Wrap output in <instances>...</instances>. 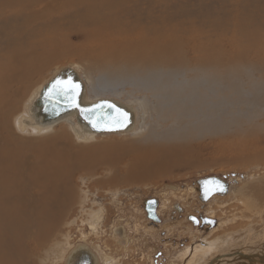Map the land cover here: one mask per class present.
<instances>
[{
    "label": "bare ground",
    "instance_id": "bare-ground-1",
    "mask_svg": "<svg viewBox=\"0 0 264 264\" xmlns=\"http://www.w3.org/2000/svg\"><path fill=\"white\" fill-rule=\"evenodd\" d=\"M190 7L193 8L191 11L197 14L193 16L198 20L199 28L194 26L185 12ZM68 15L72 19L65 18ZM185 23L188 25L185 26ZM34 26H37L38 33L29 29ZM15 31H19L21 35L19 38H14ZM80 31H83V39L87 44L70 47L58 36L60 32H67L76 37V33ZM72 56L93 59L112 66L110 74L105 73L97 77L96 81L89 78L92 91L112 88L119 83L116 88L121 89L126 84L133 90L136 89L135 93L141 90L144 91L143 95L148 92L153 94L150 96L153 105L149 106V109L143 106L146 105L145 99L137 107L134 101L130 103L135 106L125 103L135 114L133 127L130 126L124 133L131 134L130 141L106 140L95 146L87 145L86 148L78 149L77 146H73L77 149L74 148V151L70 146L57 147L55 144L57 136L34 144L17 142L13 131L16 129L15 132L22 131L24 134L26 130L22 124L26 119L21 118V113L17 115L21 116L19 117L21 120L12 123L11 116L18 108L23 93L43 68L57 60ZM132 64L148 68L154 66L155 70L153 68L152 70L156 74L152 76L146 74L138 78L124 72V69L120 70L121 67L125 68V65L134 68ZM159 65L171 66L174 77L178 70L174 71L172 66L186 68L187 71L191 70L192 77L190 80L188 78L177 80L175 77L176 82L173 85L171 83L175 87V92L168 94L165 89L161 90L159 87L162 83L167 81L169 83V74L173 75V72L170 67L165 69ZM96 72L98 73V70ZM197 73L202 74L201 77L195 78L194 75ZM246 74L264 77V0H0V264H28L27 258L30 257V253H35L34 248L31 249L33 241L38 245L35 247L37 251L42 246L44 249L41 253L44 250L49 251L45 258L52 260L45 262L46 264H75L79 257L80 263L85 260L91 264H118L117 257L128 252L123 245L130 241L122 225L110 229L113 241L121 248H115L114 254L110 249L108 252L94 245L89 246L83 240L80 242L83 244L73 245L67 249L65 247L69 246L70 242L61 245L56 241L50 247L45 246L48 235L54 231V228L49 227L60 222L58 220L66 214L73 200L76 174L84 172L87 173V177H91L95 175L93 172L96 167H101V164L112 167L121 165L122 175L119 178L112 176L107 183L113 185L116 180L126 184L139 183L167 176L173 168H196V162L190 160L199 155V146H189L188 142L191 139L200 140L197 139L199 137L211 139L217 136L223 138L224 135L250 137L247 141L231 138H235L231 150L240 153L243 151L245 153L250 146L255 145L256 148L257 145H262L264 137L255 141L251 137L258 134L259 130H264V122L262 125L259 124L258 130L255 125L247 127L245 123L248 122L247 112L255 113V116L258 115L264 120V85L260 86L259 94L250 93L251 106L243 109H237L235 98L228 101L229 97L225 96L222 90L223 82L234 89V83L236 84V81ZM178 76L181 77L180 74ZM148 78L152 79L154 84L147 89L143 80L148 81ZM84 81L85 101L106 99H90L91 89L88 90L86 79ZM39 89L40 87L31 89L26 97V107L38 95ZM134 92L123 89L117 97L124 94L132 98L137 97ZM145 92L147 93L144 94ZM208 94H213L216 99L219 97V101L216 100L217 108L236 105L229 107L231 111L229 110L228 119L232 120L231 122H227L218 111V114L208 113L209 116L217 118L205 117L207 118L205 122L192 124V119L198 118L197 114L201 107L207 109L204 104L208 101L204 102V99L211 97H208ZM108 98L123 103L116 97ZM177 98H180L181 102ZM245 103L250 104L249 97ZM183 106H187L188 109L185 110ZM146 109L147 112L150 111L148 114ZM233 113H239L242 117L235 119L238 114ZM23 117H29L27 108ZM175 118H181V122ZM187 118L188 121H185L188 123H184L182 120ZM235 120L240 123L237 127L233 123ZM167 121H171V124ZM67 127L71 130L69 125ZM226 127L230 130L225 131L228 129ZM34 129L47 130L48 127ZM71 132L76 142L80 141L82 144L94 135L79 131L74 133L72 130ZM49 133H52L51 128ZM154 138L159 140L154 142ZM213 140L209 141L210 144L206 142V145L213 144L215 142ZM216 142L223 145L224 151L230 148L220 140ZM186 145L189 146L188 149ZM263 147L251 152L249 160L264 162ZM218 179L227 185L226 193L228 184L224 179ZM223 194L217 192L213 195ZM198 196L201 197L200 193ZM211 197L206 200L202 197L205 201L202 202L206 203ZM80 199L83 201L84 197L81 196ZM118 205L119 202L113 200L112 206ZM159 212L161 213L160 209ZM173 213L177 215L176 211ZM98 217L101 219L99 212L89 214L88 225L81 228V231L96 232L99 226ZM207 217L202 221H208L210 228L219 224L212 217ZM194 218L188 216L187 219ZM32 229H35L36 234L30 238ZM54 232L56 234L57 230ZM257 237L260 244L257 247L254 245V250L248 251L244 249L246 246H243L244 248H238L240 250L237 252L233 250L236 246L234 238L219 236L208 240L204 248L194 253L186 264H264V236ZM224 246H227L226 249L218 250ZM212 251L217 255L211 257ZM238 255H247V258L242 261ZM257 258L260 263L255 262ZM186 259L187 257H184L180 261ZM40 262L41 259L39 264Z\"/></svg>",
    "mask_w": 264,
    "mask_h": 264
},
{
    "label": "rangeland",
    "instance_id": "rangeland-1",
    "mask_svg": "<svg viewBox=\"0 0 264 264\" xmlns=\"http://www.w3.org/2000/svg\"><path fill=\"white\" fill-rule=\"evenodd\" d=\"M191 9H193V8H191V7L187 8L185 10V12L187 15H189V18L193 21L194 26L196 28H199L200 25L198 23V20L194 17L197 14L195 15L196 12L191 11ZM44 10L45 9H41V11H44ZM194 10H196V9H194ZM199 14L200 13H198V15ZM65 18H67L69 20L72 19V17H69V15L66 16ZM187 25L188 24L185 23V26H187ZM29 29L32 30L34 33H38V31H39L37 26H34L32 28H29ZM82 32L83 31L77 32L76 37L74 35L72 36V35L68 34L67 32H60L58 36L60 38H63L67 42V44H69L70 47H73V46H76V44H78V45L87 44L86 41H84V39H83L84 34ZM13 34H14V38H19L21 36L19 31H15ZM68 63L73 64L75 66L74 69L79 74V76L86 79L87 84H88L87 85L88 90H90L91 86H92V83L89 80V78L91 80L95 79V81H96L97 77L102 76L105 73L110 74L111 68H112V66H108L106 64L100 63V62L93 60V59L82 58L80 56L65 57V58H62L60 60H57V62H53V63L49 64L48 66L43 68L39 72V74H37L32 79V81L30 83L31 86H29L30 88L28 87V89L23 93L24 96L22 95L21 99L19 100L20 104L18 103V105H19L18 108L16 109L15 113L11 116L12 123H14V122L18 123V120H21V118L27 119V117H23V116H24V110L26 109V104H27V98L26 97L29 95L31 89H34V88L38 89L39 87H41L53 74L56 73L57 69H60L61 67L66 66ZM132 65L134 66V68L132 66L131 67L128 66V67H130L128 69V67L125 65L124 66L125 68L121 67L122 69H120V70L124 69L123 70L124 72L126 71L129 75L132 74L133 76L138 77V78H140V76H143L146 74H149L150 76H152L153 74H156V72L152 70V68L155 70L154 66L148 68V67L139 66L137 64H135V65L132 64ZM96 66H98V67H96ZM163 66L164 65H159L160 68L165 67V69H167L168 67H170L169 69L172 70L171 66H169V65H167V67L166 66L163 67ZM103 67H105V68H103ZM172 67H174L173 68L174 71L178 70V71H176L177 73L175 74V77L177 80H179V79L181 80L184 78H188V80H190L189 78L192 77L191 76V74H192L191 70L188 69L189 71H187V69L183 68V67H177V68H175V66H172ZM77 68H78V70H77ZM106 68H108L110 71L107 70ZM136 68H138L139 70H136ZM140 69H142V70H140ZM96 70H98V73L96 72ZM138 72H140V73H138ZM172 72H173V70H172ZM94 73H95V75H94ZM178 73L181 75V77L182 76L183 77L181 78L180 76H178L179 75ZM92 74H93V76H92ZM201 75L202 74L197 73L194 76L196 78L198 76L201 77ZM175 77H174V72H173V75L170 73L169 79H168L170 84L168 83V81H167V83H162V85L157 83V85H159V86L161 85V87H159V89H161V90L165 89L166 90L165 92H167L168 94L170 92L174 93L175 87H173L172 85L176 82ZM150 78H148V81L143 80L144 86L147 85V89H148V86L151 87L154 84V82ZM150 80H151L152 85L150 84ZM262 81H264V77H259V76L253 77V75L248 76L246 74L243 78H239L236 81V84L234 83V89H232L230 87V85L223 82V84H224L222 86L223 94L225 96L227 95V97H229L228 101H230L229 99L235 98L237 100V104L239 105V107L237 105V109H239V108L243 109V108H246L248 105L251 106V98L252 97H250V93L252 95H254V94L257 95L260 93V91H259L260 86L264 85V82H262ZM237 82H238V84H237ZM171 83H172V85H171ZM118 84L114 85V87H112V88H107V89L106 88L105 89L100 88L97 90V92L92 91V89H91L89 91V97H90V99L108 98V97H114L115 98L116 97L120 101H122L123 103H130V101H132V102L134 101L136 106L134 104L133 105L135 107L139 106L140 103H143V99H145L146 105L143 104V106H146V108L149 109L148 107L153 105V100L150 97L153 94H150V92H148V94H146L147 92H145L144 94H146V95H143V92H144L143 90H142L143 92H141V90H139L138 92L135 93L134 90L136 91V89L133 90V88H130V86L126 85V84L121 89L116 88L118 86ZM246 84H247V86H246ZM167 85H169V86H167ZM243 87L245 90L243 89ZM123 89L125 91H131L132 90L135 94H137V97L132 98V96L129 97L125 94L117 97V95H119V93H121V91ZM150 89L151 88H149V90ZM241 93H243V94H241ZM138 95H139V97H138ZM212 95L213 94H208V97H210V96L211 97L204 99V102L208 101V102H206V104L203 103L204 105L207 106V109H202V107H201V109H200L201 111H199L197 114L198 118L195 117L194 119H192V124H197V123L202 122V121L205 122L207 119V118L205 119V117H208V118L212 117V116H209L208 113L214 114L216 112V114H218V111L221 113V115L223 116L224 119L225 118L227 119V122L232 121V120L228 119L229 118V112L231 111L229 107H234V106L236 107V105H234V106H230V105L229 106H222V107L217 108L216 104L218 103L217 101H219L218 100L219 97L217 96L218 99H216V97L215 96L213 97ZM243 95H245V96L243 97ZM247 95H249V96H247ZM241 96L243 97V99H241L242 98ZM212 97H213V99H212ZM248 97L250 99V104L245 103L246 101H248ZM239 99H241V100H239ZM177 100H179V102H181L180 98H177ZM23 102H25V103H23ZM21 104L22 105L25 104V105L22 106ZM130 104L132 105V103H130ZM240 104L242 106L244 105V107H242ZM24 106H25V108H24ZM19 108H20V110H19ZM183 108H185V110L188 109L187 106H183ZM192 108H193V106H192ZM147 109H146V113L148 114V112H150V111L148 110V112H147ZM139 111H138V114L140 115ZM232 112H233V110H232ZM21 113H22V115H21L22 117L20 115L17 117V115L21 114ZM224 113H227V114L224 115ZM247 113H248V122L245 123V126H246V124H247V127H249V126L251 127V126L255 125L257 130H258L259 124L262 125V123L264 122L263 118L259 117L258 115L255 116V113H252V112H247ZM188 114H190V113H188ZM233 114H238L235 119H238V117L239 118L242 117L241 114H239V113H233ZM14 117H15V119H14ZM19 117H21V118H19ZM188 117H190V116H188ZM181 118H178V119L175 118V119H177L178 121L181 122ZM212 118H217V117L213 116ZM13 120H15V121H13ZM177 120H175V122H178ZM185 120L188 121V118L182 120V121H184V123H188ZM167 122H168V124H171V121H167ZM227 122H225V123H227ZM233 123H235L236 127H237V124L239 122H238V120H235ZM22 125H24V124H22ZM24 126H25V130H26V132L24 134L21 133L22 131L19 133L15 132L16 129H15V131H13L14 132L13 135L15 136L17 142H19V143L31 142L34 144V143H37V142H40L43 140H47L49 138H55V136H57V140L55 141L56 146L57 147H63V145L64 146H70V148H72V151H74L76 149L75 148L76 146L78 147V149H80L79 147L86 148L87 145L95 146L97 144L104 143V141H106V140L115 141V142H127V141H130L132 139L131 134H120V135L104 134V135H98V136L93 135L92 138L89 139V141L87 140L86 143L82 144V142H80V141H78V143L76 142V139L74 138L73 133L71 132V130L68 129L69 128V127H67L68 125L65 122L63 123V121L59 122L56 125H53L52 127H50L51 132H52L51 134L49 133L50 128H48L47 130H39V129H34V127H30L27 125H24ZM247 127H245V128H247ZM226 128H228V127H226ZM27 129L30 131H28ZM32 129H34V130H32ZM137 129H138V127H137ZM144 129L147 130L146 127ZM164 129H165V127H164ZM228 130H230V129L229 128L225 129V131H228ZM36 131H37V134L40 135V137H39V135L36 134ZM25 134L27 136H25ZM34 134H36L38 137L36 135L34 136ZM32 136H34V137H32ZM71 136L73 138H71ZM233 137L237 138L236 140H242V141H247L250 138V137H246V136L239 137V136H231V135H224L223 138L217 136V137L211 138L212 140L214 139L213 141H215L211 145H206V142H207V144H210L209 141H211V139L207 138V137H201L203 139V141L200 137L197 138L200 140L191 139V141L188 142L190 144L187 143L189 146H194V147L199 146V155L195 159L190 160V161L196 162L195 163L196 168L195 167L192 169L189 167H187V168L186 167H180V169L173 168V171L174 170L175 171L174 172L172 171L169 175H167V176L164 175L163 177L159 176V178L152 179L149 181L146 180V181L139 182V183L126 184V183H123L121 181L118 182L116 180L115 181L116 184L115 183L113 185L108 184L107 181L109 179H111L112 176H117L119 178L120 175H122V174H120L122 172L121 170L123 168L121 165H119L118 167H115V166L112 167V166L105 165V164H103L104 165L103 166L101 164L100 165L101 167H99V166L96 167V169L93 172V173H95V175L93 174V176H91V177H87L88 176L87 173H84V172L76 174V176H75L76 180L74 179L75 184H74L73 200L71 201V204H69V206L67 208L68 210L66 209L67 210L66 214H64V216L62 218H60V220H58V222L59 221L60 222L56 223L57 225L52 224L49 227L51 229L54 228L53 230L54 231L57 230L58 233L56 232V234H57L56 235L55 232L52 231L53 233L48 235L50 238L49 237L47 238V240H46L47 243L45 246L48 245V247H50V245L53 243H56V241H58V243H60L61 245H66L68 242H70L69 246L65 247V249H67L68 247L71 248L73 245L77 246L79 244V242H81L83 240L89 246L94 245L98 249H105L108 252L110 249L114 254L115 248H117L118 246L113 241V238L110 234V229L112 227H115V226L118 227V226H121V224H123V222H122L123 219L121 218V216L123 215L122 211H124L123 206H122V202L131 206L132 209H135L137 202H139V200L141 198H147V197H151V196L160 197L159 192L162 190V185H164V184H171V185L185 184V185L191 186L193 184L196 185L195 182L198 179L210 176V177H217L220 179L222 178L225 180V182L228 184L227 192L225 194L213 195V197H211L212 199L210 198L207 201V203H203V204H206V206H207L206 211H204L200 207V205H201V204L199 205L200 201L199 202L195 201L196 199L194 197V194H191L190 191L187 192L186 194L189 196V198L190 197L192 198L193 202H190L188 204V202L185 199V201L182 200V202H184V204H183L184 208L182 207V205H177V206L181 207V211H179V214L181 212H184V214L187 216L190 213H192L193 215L197 214V209L199 208L202 212H205L204 214L201 213L202 216H205V215L210 216V217H212V219H214L219 224H217V225L206 230L204 228L200 229L198 226L192 227L190 224H187V225L183 224V223H185L184 218H182L181 221H178L180 219L176 218L174 213L171 214V216L173 217L174 220L172 218H170L169 217L170 208L172 207L171 203L177 201V200H175V198L177 199V197L175 196L174 193L171 192V190H169L168 192H164L161 194V196H165L164 201L167 202V203L165 202V204L162 203L163 205H161L162 207L166 206L165 211H163L165 213V215L162 216L163 225L162 226L160 225L159 228L148 227L147 221H146V223H143L144 221L140 222L141 219L137 218L136 221H131L130 223H127V225H125L126 223L124 224L128 228V232L130 235L129 239L132 238L133 236H135V237H137V239L135 241H140V239L142 237V233H146V235H149V234L155 235L158 232V230L165 229L164 227L168 225L171 229H173V233L168 234V232L166 231V234L171 236V240L175 239L176 237L179 239V241H174L173 243L168 242L169 245H171V246L174 245V247H176L179 245L178 242H181L182 245H181V248L178 247L174 251L166 250L167 251V254L165 256L166 258L162 264H186L192 258L194 253H196L199 249L204 248V246L206 245L208 240H212V239L217 238L219 236L223 237V238H227V239L228 238H234V240L236 241V246L234 247L233 250L235 252H237L241 248H244L245 246L246 247L244 249H247L248 251L254 250L255 246L257 247L260 244L259 237H257V236H260V235L264 236V162H255L254 160H249V158L252 156L251 152H253L254 150H257L259 148H262L264 146V142L262 145L261 144L257 145L256 148H254L255 145L254 146L252 145L253 147H251V146L248 147L246 149L245 153H244V151H243V153H240L237 150L236 151L234 149L231 150V147L235 144V142H234L235 138L231 139ZM261 137H264V130H259L258 134H254L251 138L255 141L256 139L261 138ZM158 140L159 139H157V138L153 139L154 142H157ZM219 140L221 143H223L225 145L227 144L226 146L228 148L230 146V148L227 151L222 150L223 145H218V143L216 142ZM200 141H201V143H200ZM67 144H69V145H67ZM188 145H186L187 149L189 148ZM73 146H75V147H73ZM200 153H202V154H200ZM198 159H200V160H198ZM197 160L200 161L202 164L199 163ZM199 166H201V167H199ZM116 170L117 171L119 170V171L115 172ZM116 173H118V174L116 175ZM240 175L242 176L241 180L239 178ZM223 176H225V177H223ZM234 178L237 179L239 182H237L236 184L232 183L231 179H234ZM98 182H101V183L105 182V183L102 185H98L97 184ZM191 188H192L191 190L194 191V188L192 186H191ZM81 196L84 197L83 201H81V199H80ZM158 199H160V198H158ZM180 199H182V198H179V200ZM78 200H80V201H78ZM113 200H116L121 204V209H118L116 206L115 207L112 206ZM189 201H190V199H189ZM96 212H99L100 216H101V219H100V217H98L99 226H98V229L96 230V232L90 231L89 233L88 232L86 233L85 231H81V228L88 225L89 214H94ZM109 212H111V214H108ZM131 216H133V214H131ZM187 216H185V217H187ZM258 222H260V223H258ZM177 223H178V225H177ZM180 224L181 225L183 224L182 225L183 230H181L182 233L178 232L177 233L178 235H176L175 230L177 227L180 226ZM124 225H122V226H123L125 233H126V228ZM186 227L189 229H187ZM67 228H68V230H67ZM146 228H148V229L152 228L155 231H149ZM63 232H66V233H63ZM31 234L32 235L30 238H33V236H35L34 234H36L35 229H32ZM81 236H83V237H81ZM126 236H128V235H126ZM67 237H68V239L66 240ZM116 237H117V235H116ZM246 238H247V240L245 241ZM31 240H33V239H31ZM238 240H240V241H238ZM242 240H244V241L242 242ZM248 241L251 244L248 243ZM130 242H131V239H130ZM174 243H176V244H174ZM36 246H38L36 241H33L31 244V249L34 248V252L35 253L37 252V253L36 254L32 253L33 255L30 253V257L27 258L28 264H39V259H41L40 264H46L47 262L52 260V259H46L45 258L48 256V253H49L48 250H44V252L41 253L42 250L44 249L43 246L41 248H39L38 251L35 249ZM237 246H239V247H237ZM138 247H139V245H138ZM226 247L227 246L220 247L218 250H224V249H226ZM118 248H120V247H118ZM123 248H125V246ZM143 248H145V247L143 246ZM238 248H240V249H238ZM249 248H251V249L249 250ZM126 250L128 251V252L126 251L127 254L123 253L126 256L121 255V256L117 257V259L120 260V261L118 260V264H123V263L124 264H140L139 258H141L143 254H144V256H143L144 264H149L151 262L147 259V256H149V255L151 256L153 254L152 250H150V251L138 250L137 254L138 253L142 254L140 257L135 256L133 250H131V251H129L130 249H126ZM169 253H171V254H169ZM184 253H186L187 255H184ZM211 254H212L211 257H214L217 255L213 251L211 252ZM238 256L241 257L240 260H242V261L245 258H247V255H243V256L238 255ZM184 257H187V259L184 261H180V259L181 258L183 259ZM259 261L260 260H258V258H257V260H255L256 263H260Z\"/></svg>",
    "mask_w": 264,
    "mask_h": 264
},
{
    "label": "water",
    "instance_id": "water-1",
    "mask_svg": "<svg viewBox=\"0 0 264 264\" xmlns=\"http://www.w3.org/2000/svg\"><path fill=\"white\" fill-rule=\"evenodd\" d=\"M56 80L64 81L65 91L56 94L50 92L52 84ZM78 85L71 88L68 82ZM85 81L75 71L73 64L57 69L39 89L38 95L27 105L28 116L24 125L40 127L42 129L52 127L59 122H65L74 133L124 134L135 123V114L125 103L113 99H96L85 101ZM30 120V121H29ZM225 177V176H223ZM241 179L242 176L240 175ZM236 184L237 179H231ZM227 185L217 177H203L197 181V191L201 201H204L215 193H225ZM205 202V201H204ZM148 218L154 220L148 213ZM80 263V257L75 264ZM67 264V263H65ZM80 264H91L83 260Z\"/></svg>",
    "mask_w": 264,
    "mask_h": 264
},
{
    "label": "flooded vegetation",
    "instance_id": "flooded-vegetation-1",
    "mask_svg": "<svg viewBox=\"0 0 264 264\" xmlns=\"http://www.w3.org/2000/svg\"><path fill=\"white\" fill-rule=\"evenodd\" d=\"M164 185H166V186H164ZM164 185H162V190L159 192L160 197L151 196V197H147V198H141L139 200V202H137L135 209H132L131 206L122 202V206H123L124 211H122L123 215L121 216V218L124 221L122 220L123 224H121V225H124L125 223H126L125 225H127V223H130L131 221H136L137 218H139V219H141L140 222L144 221L143 223H146V221H147L148 227L159 228L160 225L162 226L163 225L162 216L165 215V213L163 211H165L166 206L161 207V205H162V203L165 204L166 201H164L165 196H161V194L171 190V192L174 193L175 196L177 197V199L175 198V200H177V201L171 203L172 207L170 208V215H169L170 218H173L171 216V214H173V212L176 211V214H178V215H175V217L180 219L178 221H181V219L184 218L185 223H183V224H185V225L190 224L192 227L198 226L200 229L204 228L206 230L210 228V226H209L210 223L208 221H202L203 218H204V220H206V218H208V217L206 215L202 216L201 213L204 214L205 212H202L199 208L197 209V214H195V216L192 213H190L188 215V216H193V218L195 217L197 221L195 220V218L193 220H188L187 219L188 216L185 217L186 215L184 214V212H181L179 214V211H181V207L179 206L176 208L177 205H182V207L184 208V205H183L184 202H182V200L185 201V199H186L188 204L190 202H193L192 198L191 197L189 198V196L186 194L187 192L190 191L191 194H194V197L196 199L195 201H197V202L200 201L199 202V205L201 204L200 207L204 211H206L207 206H206V204H203L201 199L198 197L199 193L197 191L196 185H194V184L191 185L192 187H194V191L191 190L192 189L191 186H188L185 184H178V185L164 184ZM158 198H160V199H158ZM179 198H182V199L179 200ZM189 199H190V201H189ZM159 206H160V208H159ZM117 208L121 209L120 203H119ZM173 208L176 210H174ZM159 209H160L161 213L159 212ZM148 213H150L152 215V218L154 220H151L148 218ZM131 214H133V216H131ZM177 225H178V223H177ZM182 225L180 224V226L176 228V230H175L176 235H178L177 234L178 232L182 233L181 232V230H183ZM125 228H126V234L128 235L127 237L129 239L130 235H129L127 226H125ZM164 228L166 230L160 229V230H158V232L155 235H153V234L146 235V233H142V237H141L140 241H135L137 239V237L133 236L132 238H130L131 242L130 241H129V243L126 242L127 244L123 245V247L125 246L126 249H132L134 252V255L138 256V257H140L142 255L139 253L137 254L138 250H142V251L143 250H148V251L152 250L153 254L151 256L150 255L147 256V259L149 261H151L149 264H162L166 258L165 257L167 254L166 250L174 251L178 247L181 248V245H182L181 242H178L179 245L176 247H174V245L173 246L169 245L168 242L173 243L174 241H179V239L175 236L176 238L171 240V236L167 235L166 231L168 232V234H171V233H173V229H171L169 226H165ZM146 229L149 231H155L152 228H149V229L146 228ZM187 229H189V228H187ZM125 240L127 241V238ZM174 244H176V243H174ZM138 245H139V247H138ZM143 246L145 248H143ZM169 254H171V253H169ZM123 256H126V255H123ZM143 256H144V254L142 255L141 258H139L140 264H144Z\"/></svg>",
    "mask_w": 264,
    "mask_h": 264
},
{
    "label": "snow or ice",
    "instance_id": "snow-or-ice-1",
    "mask_svg": "<svg viewBox=\"0 0 264 264\" xmlns=\"http://www.w3.org/2000/svg\"><path fill=\"white\" fill-rule=\"evenodd\" d=\"M65 84L64 81L56 80L51 88L49 89L50 92H55L56 94H59L60 92L65 91V88L63 85ZM68 84L71 86V88H78V85L71 84V81L68 82Z\"/></svg>",
    "mask_w": 264,
    "mask_h": 264
},
{
    "label": "crops",
    "instance_id": "crops-1",
    "mask_svg": "<svg viewBox=\"0 0 264 264\" xmlns=\"http://www.w3.org/2000/svg\"><path fill=\"white\" fill-rule=\"evenodd\" d=\"M79 244H83V243H80V242H79Z\"/></svg>",
    "mask_w": 264,
    "mask_h": 264
}]
</instances>
